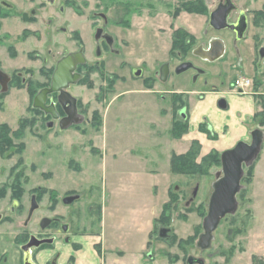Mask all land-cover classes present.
<instances>
[{
    "label": "rangeland",
    "instance_id": "obj_1",
    "mask_svg": "<svg viewBox=\"0 0 264 264\" xmlns=\"http://www.w3.org/2000/svg\"><path fill=\"white\" fill-rule=\"evenodd\" d=\"M217 1L0 0V70L14 77L11 85L0 86V128L2 124L8 126L13 142L12 147L0 153V216L9 220L0 227V251L17 240V230L20 234L40 231L36 221L43 216L52 218L62 214L64 221L71 223L68 236L73 229L98 232L100 201L107 209L103 224L105 244L132 248L146 237L142 232L146 226L144 219L135 216L144 206L150 209L155 202L156 212L162 205L170 204L165 211L168 224L166 228L158 224L157 231L147 236L144 254L150 253L152 261H147L148 257L144 259L143 254L138 263L169 264L175 257L176 264H187L189 258L202 259L205 264H255L254 258L264 259V141L257 159L249 166H242L244 173L235 198V212L220 220L209 246L201 248L196 245L197 236L203 231L202 219L220 168L211 167L201 176L170 177L168 169L162 167L163 162L153 168L155 157L163 152L162 147L155 146L162 142L151 144L137 139L146 133L142 128V113L150 108L149 104H142L144 95L137 87L150 86L152 78L144 81V77L155 76L164 63L168 65V76L162 81L163 85L158 82L156 85L157 90L162 89L160 94L164 97V127L168 129L173 106L170 93L164 90H208L213 85L230 89L233 79L241 74L250 79L259 77L247 88L246 94L254 100V111L242 120L247 129L243 138L250 143V131L254 129L262 131L264 136V125L259 124L264 120V115L259 116L263 113L261 102L264 99V0H234L245 9L250 24L248 41L237 43L230 29L208 27ZM192 8L204 13L189 12ZM187 26L196 35L186 31L195 41L184 57L191 66L177 71L180 61L171 59L169 50L172 35ZM214 33L226 41L227 52L221 61H207L190 52ZM111 38L114 43L108 46L110 51L104 47L102 50L101 42L105 40L108 45ZM77 40L82 43L86 56L87 65L79 69L85 78L71 84L67 91L81 101L83 118H91L92 122L84 120L77 128H38V121L30 123L36 117L32 110L34 93L45 83L60 57L80 48ZM253 43L258 50H251ZM135 71L141 72V76ZM124 89L135 92L112 99L113 92ZM52 94L47 103L55 106L57 93ZM151 117L152 113L148 118ZM152 126L156 125L152 123ZM213 135L216 134L209 132L208 137ZM102 143L106 149H100ZM110 149L117 154L115 162ZM200 149L201 146L199 153ZM100 151H106L105 165L104 159L99 160ZM74 157L79 167L69 162ZM201 158L198 156L197 160ZM251 166V180L247 183L245 179ZM17 173L21 179L15 185L12 181ZM15 188L19 198L13 193ZM35 194L39 199L35 200L33 208ZM62 196L67 197L66 200H78L63 203ZM51 197L58 198L53 210L49 206ZM165 199L167 202L163 204ZM89 210L95 214L90 215ZM91 217L93 222H90ZM27 220L30 222L24 226ZM160 227L167 232L165 240L155 238L164 239L161 229L158 231ZM173 232L176 238L170 244L167 241ZM63 238V234L58 235L57 248L68 253L69 246H64ZM23 241L20 235L18 248ZM181 248L184 249L181 251ZM102 253L103 262L107 264L112 257L106 251ZM137 254L129 253L125 258L133 264Z\"/></svg>",
    "mask_w": 264,
    "mask_h": 264
},
{
    "label": "crops",
    "instance_id": "obj_2",
    "mask_svg": "<svg viewBox=\"0 0 264 264\" xmlns=\"http://www.w3.org/2000/svg\"><path fill=\"white\" fill-rule=\"evenodd\" d=\"M236 5L238 6V8L243 9L240 5L238 4ZM243 10L245 11V9ZM200 17L201 16H198V18ZM192 18L194 21H196L195 17L192 16ZM249 26L250 24L247 19V27L243 37L241 38V40L245 42L248 41L247 32ZM208 27H210V25H208ZM184 30L188 31L190 34H194L192 33L193 32L192 30L190 31V26L185 27ZM193 36L196 37L195 34ZM215 41H219V43H216ZM253 45L251 50L253 48L258 50V47L256 48L255 43H253ZM197 46H201L202 50H207L209 52L208 54L209 56H211L210 58L212 59L207 58V61H221L227 52L225 39L222 36H219V34H215V33L209 35L208 38H206L205 43L196 44V47ZM170 49H171V45H170ZM202 50L200 49V52ZM237 50L240 49L237 48ZM195 54L197 56L199 55V53L197 54V52ZM215 56H218V58L213 60ZM239 76H243V75L237 74L234 79H236ZM148 78H152L150 80L151 81L149 84L150 86L137 87V88H141L138 90V92L144 95L142 104L147 103L150 106L149 109H144L145 107L142 108L144 109V112L142 113L144 115V117L142 118L143 121L142 128L143 131H145L146 133L144 135H140L139 137H137V139L139 141L149 142L151 144L157 143L158 141L162 142V144L155 146L156 148L162 147L163 152L162 155H158L155 157V161L152 162L155 165L153 168L158 167L163 162L162 167L168 169V172L171 173L170 177L172 176L178 177L179 174H174L170 170L171 155L173 153L174 154L186 153L192 141L197 140L200 143L201 146L199 153L200 158L205 156L212 149L213 150L216 149L219 153H222L223 151L234 147L237 142L242 140L245 141L243 136L247 133V129L242 120L243 118H246L250 114L252 115L254 111L253 110L254 100L253 97L250 96L249 94H237L233 89V85L231 86L230 89L224 87L222 89H219L220 87H218V85H213L208 90H196L192 88L166 89L164 91L170 93V102L172 105L173 102L175 101L176 96H179L180 100L183 102V105L180 108H178L174 113H173L174 108L173 107L171 108L172 113H170L171 117H169L168 129H167L166 127L163 126L164 121L162 115L163 114L162 108L164 103V97L160 94V92H162V89L161 90L156 89L157 82L163 85L162 81L164 80L160 79L158 72H155V76H151V77L145 76L143 80L147 81ZM252 78L253 80L259 79V77L257 78L256 76L255 77L253 76ZM153 83H155L154 86ZM129 92L132 93L135 92V90L124 89L118 93L113 92L112 99L114 100L121 95L125 96L127 93L130 94ZM146 95H149V97H146ZM220 99L225 100L226 102L225 108H221L219 106L218 102ZM152 109H154V112H152ZM150 113H152V117L148 118V116H150ZM174 115L176 117H179V119H181L182 121H186L188 124L187 131L184 134H182V136L179 138L174 137L171 134V127H172ZM152 123H154L156 126L153 127ZM200 125L202 126L204 125V128H206L209 132L215 133L218 136V139L208 138L205 132H201L199 130ZM166 129L168 133L164 135L165 132L164 130ZM156 135H158L159 138H157ZM104 147L106 149L107 146H105V144L103 145V143L100 144V149H103ZM110 150H111L110 155L112 154V157L114 159L113 162H115V157L117 154L113 152L112 149ZM106 151L105 152L100 151L102 154L99 160L102 161L104 159V165L108 158L105 157L106 155H104ZM153 154L155 153L153 152ZM69 162H71L72 165L75 163L76 164L75 168L80 166L78 164V160H76L75 157L72 160L70 159ZM151 171L155 172L154 170ZM172 179H170V181H172ZM168 184H166L167 189L169 188ZM76 198H78V196H76ZM71 200L74 202L77 199L74 200L70 199V201H66L65 203H70ZM165 202H167L166 199L165 201H163V204ZM98 204H99L98 207L100 212L99 213L100 220L98 221V230H99L98 232L94 231L90 233L88 232L76 233V235H74V237L71 238L72 242L78 245L76 250L71 247V244L64 243V246L66 247L69 246V248L66 250L68 253H65L64 250L62 251L60 248H57L59 243L53 246L52 249L45 248L39 251L36 255L37 263L45 264L50 257H52L56 252H59L60 253L58 259L59 264L67 263L69 256L73 257L72 264H105L103 262V259L105 261V258L102 252L106 251L108 256L112 257L107 264H132L131 261L128 262L126 260L125 256L133 252L135 254L138 253L136 256V260L133 264H140L138 262H140V259H143L142 255L145 252L144 249L146 247L147 236L152 232L154 227V220L160 216L163 208H161L159 212H156L157 209H154L155 202L154 204H152V207L150 209L149 208L147 209V206H144L143 211L137 213L135 217H140L141 219H144L146 226L142 228V232L146 233V237L142 240V242L137 243V246L135 247L131 248L129 245L128 246L122 245L120 248H116L113 245L109 247L105 244L106 242L103 238V224H104V218L106 217L107 209L105 204H103L101 201ZM89 213L92 216L95 214L94 212H89ZM93 221L94 219L91 217L90 222ZM148 222L150 224V228L147 229ZM87 238H92V240L88 241ZM127 247L131 249H126ZM97 248L101 250L102 253L101 255L103 256H101L96 252ZM21 257H22L21 252L17 246L16 247L5 246V248L3 247L2 250L0 251V263L2 262L1 264H13V263L20 264L22 262ZM41 259H43V261Z\"/></svg>",
    "mask_w": 264,
    "mask_h": 264
},
{
    "label": "water",
    "instance_id": "obj_3",
    "mask_svg": "<svg viewBox=\"0 0 264 264\" xmlns=\"http://www.w3.org/2000/svg\"><path fill=\"white\" fill-rule=\"evenodd\" d=\"M227 6H219L216 10L210 13L209 25L214 30L228 28L238 32V39H241L247 27L246 18L244 15L240 16L238 25L228 23L232 4L230 0H226ZM219 43V41H215ZM198 49L202 50L199 46ZM207 50H202L200 56L210 58ZM215 56L213 60L217 59ZM85 58L82 50L79 52L68 53L62 57L56 64L53 71L50 87L41 89L33 98V107L44 111L52 117H57V112L54 105L46 104L49 94L57 93L58 103L64 107L67 115L60 120V127L67 128L70 124L78 123L79 118L75 117V98L66 90L70 84L77 83L80 74L76 73V67L84 64ZM190 63L182 64L177 71L188 68ZM160 79L165 80L168 76V66L165 64L160 69ZM139 74V73H138ZM140 75V74H139ZM0 81L6 83L8 76L0 70ZM221 108H225L226 102L220 99L218 102ZM251 142L239 141L234 147L223 151L220 154V169L216 173V180L212 184V193L209 198L207 213L202 219V233L198 237V244L201 248L209 246L212 239L213 231L218 226L220 220L225 215H231L235 212L237 207L236 194L240 188V180L243 177V164L251 165L258 157L263 144V133L259 129L250 131ZM35 203L32 207L35 208ZM32 208V209H33ZM47 222H42L41 225L45 227Z\"/></svg>",
    "mask_w": 264,
    "mask_h": 264
},
{
    "label": "flooded vegetation",
    "instance_id": "obj_4",
    "mask_svg": "<svg viewBox=\"0 0 264 264\" xmlns=\"http://www.w3.org/2000/svg\"><path fill=\"white\" fill-rule=\"evenodd\" d=\"M230 2H231V4H232V10H231V12H230V15H229V17H228V23H231V24H235V25H238L239 24V22H240V16L241 15H244L245 16V18H246V23H247V15H246V13H245V11L243 10V9H240V8H238V6L235 4V2L233 1V0H230ZM222 5V7H224V6H227L228 4H227V2H226V0H218L217 1V3H216V7L214 8V10H216L219 6H221ZM232 15H233V18H232ZM232 31V33H233V40H234V42L235 43H237V42H239V41H241V39H238V32H235V31H233V30H231ZM207 33V29H206V32H205V34ZM78 41V44H79V40H77ZM100 42H101V40H100ZM110 44H106V41L104 40V42H101V49L103 50V47L106 49V50H108V51H110L109 50V45H111L112 43H114V40H113V38H111L110 39V42H109ZM171 43H172V40H171ZM207 44H208V42H207ZM79 46H80V48L78 49V50H75V51H70V52H66V54L65 55H67L68 53H72V52H79L80 50H82V52H83V55H84V58H85V63L84 64H81V65H78L77 67H76V73H78V74H80V78H79V80H78V83H80V81H81V79H84L85 78V74L84 73H80L79 72V69H81L83 66H86L87 65V63H86V56H85V54H84V49L82 48V43L80 42V44H79ZM198 47L199 46H197V47H195L193 50L191 49V51L190 52H192V54H193V51H194V54L197 52V54L199 53V55L201 54V52H200V50L198 49ZM201 47V46H200ZM202 48V47H201ZM102 50H100V51H98V53H101V51ZM65 55H63L62 57H64ZM196 55V54H195ZM186 56V54H182V53H180V52H175L174 54L172 53L171 54V59H178L179 61H180V64H179V66H177L176 67V70L182 65V64H185V63H187L188 61H186V60H184V57ZM62 57H60L57 61H56V63H55V65L53 66V68H52V72L50 73V76H47V78H46V81H45V83L43 84V85H41L40 86V89L36 92V94L41 90V89H43V88H49L50 87V82H51V77H52V74H53V71H54V69H55V66H56V64H57V62L62 58ZM46 60V59H45ZM204 60H207V59H204ZM163 65H165V63L163 64ZM163 65H161L160 66V69H161V67L163 66ZM167 65V64H166ZM168 66V65H167ZM191 66V63H190V65H189V67ZM160 69H158L156 72H158V75H159V77H160V75H161V73H160ZM5 73V72H4ZM135 73H139L140 75H141V72H139V71H135ZM6 74V73H5ZM7 75V74H6ZM8 76V75H7ZM13 80H14V77H8V81L5 83H2L1 81H0V86H6L7 84H10L11 85V83L13 82ZM253 80V79H252ZM253 83H254V80H253ZM71 86V84L68 86V87H70ZM67 90V89H66ZM35 94V95H36ZM34 95V96H35ZM49 95H51V94H49ZM48 95V98L50 97ZM52 95H54L55 96V94H52ZM34 98V97H33ZM47 98V99H48ZM56 100H57V98H56ZM32 103H33V99H32ZM46 104L48 105V103L46 102ZM80 104H81V101H79V99H76L75 98V103H74V105H75V117L77 116V118H79V122L78 123H71L70 124V126H68V127H74V128H77V127H79L83 122H84V120L86 121V122H88V121H90V123L92 122L91 120V118L90 119H87V118H83V116H82V109H80ZM32 107H33V105H32ZM55 110H56V112H57V117L56 118H54V117H52V115H50V114H47V113H45L44 111H42V110H40V109H38V108H34L33 107V109H35V110H38V112L39 113H35L34 115H33V117H35L34 119L32 118L31 120H30V123H32V124H35V122H37L38 121V123H39V126H38V128H42V129H44V128H46V129H51V128H53V127H59V128H61L60 127V120L63 118V117H65L66 115H67V113H66V110H64V107H62L59 103H58V101L55 103ZM33 126V125H32ZM67 127V128H68ZM67 128H65V129H67ZM62 129V128H61ZM20 175H18V173H17V175H15V177H14V180L12 181V184H15V185H17L18 183H20L19 182V180L21 179V178H18ZM22 183V182H21ZM20 187H22V186H20ZM16 190L13 192L14 193V195H16V197L17 198H19L18 197V189L17 188H15ZM38 187H37V189H36V192L38 191ZM66 198L67 197H65V196H62V198H61V201L64 203V202H66V201H70V200H66ZM36 199H39V197H38V195H34L33 197H32V203H35V200ZM52 199V203L49 205L50 206V208H52V206H57L58 204V198L57 197H51L50 198V200ZM78 200V199H77ZM57 201V202H56ZM18 204V203H17ZM36 205V204H35ZM55 206V207H56ZM89 209H90V206H89ZM52 210H53V208H52ZM89 212H90V210H89ZM76 218H78L79 216H75ZM7 221H9L8 219H4L3 220V218H1V216H0V227L2 226V224H6L5 222H7ZM47 222V224H46V226L45 227H43L42 225H41V223L42 222ZM11 222V224H12V221H10ZM29 222H30V220H27V221H25L24 222V226H27L28 224H29ZM36 222H38V227L40 228V231H38V232H36L35 233V231H32V232H27V231H23V232H21V234H20V232H18V230H17V232H15V238L17 239V240H15V242H11V246H14V247H18V244H17V241H18V238H20V235H21V237H22V239H24V241H23V243L21 244V246L22 247H20L19 248V250H20V252H21V263L20 264H38L37 263V261H36V255H37V253L39 252V251H41V250H43V249H52V247L53 246H55L57 243H59L58 242V235H64V240H63V243H69V244H71V247L72 248H75V246H76V244H74V242H72V237H74V235H76V233H78L80 230H78V229H73V231H72V233H71V235L70 236H68V234H67V232L68 231H70V229H71V223L70 222H67V221H64V219H63V215L61 214V215H55V216H53L52 218H48V217H45V216H43V217H40ZM76 225H78V223L76 224ZM164 228H166V227H164ZM44 230V229H46L47 230V232L46 233H44V231H42V230ZM161 229V230H160ZM161 231V232H163V233H160V234H162L163 236H164V239L161 237V236H156L155 238L158 240V239H161V240H165V236L167 235V232L166 231H164L165 229H162V227H160L159 229H158V231ZM41 234H43L42 236H41ZM194 234V233H193ZM171 236H170V238L168 239V241L167 242H170V244L172 243V241L174 240V238H176V235L174 234V232L173 233H171L170 234ZM199 235H200V233L198 234V236H197V239H198V237H199ZM190 238H192V236H190ZM193 240V239H192ZM191 240V241H192ZM189 242V241H188ZM173 245V244H172ZM196 245H198V246H200L198 243L196 244ZM192 246H194V245H192ZM24 247H27V248H25L24 250H22ZM77 248H75V250H76ZM178 249V248H177ZM184 248H181L180 250L182 251ZM96 252L98 253V254H102L101 253V250L99 249V248H97L96 249ZM184 254V253H183ZM186 254V253H185ZM59 256H60V253L59 252H56L52 257H50L47 261H46V263L45 264H59V262H58V259H59ZM101 256H103V255H101ZM144 259H148L149 258V260H147V261H152V258L150 257V253H145L144 254ZM148 257V258H147ZM72 261H73V257L72 256H69L68 257V261H67V263H65V264H72ZM2 263V262H1ZM0 263V264H1ZM177 263V258L175 257V258H172L171 259V262H169V264H176ZM205 264V262L202 260V259H198L197 261H194V259H192V258H189L188 259V261H187V264Z\"/></svg>",
    "mask_w": 264,
    "mask_h": 264
},
{
    "label": "trees",
    "instance_id": "obj_5",
    "mask_svg": "<svg viewBox=\"0 0 264 264\" xmlns=\"http://www.w3.org/2000/svg\"><path fill=\"white\" fill-rule=\"evenodd\" d=\"M189 12L195 13V12H202L200 10L195 9H188ZM261 12V11H260ZM260 14V13H259ZM182 35V36H180ZM182 37V38H181ZM194 37L192 35H189L186 30H175L174 34L172 35V43H171V49L170 53L174 52H180L182 54H187V50H189L194 45ZM52 70L49 72V76ZM31 93V92H30ZM36 94V93H34ZM4 95V94H2ZM34 97V96H33ZM177 99L173 102V113L180 108L183 105V102L180 100L179 96H176ZM261 107L263 113H260L259 116L263 117L264 115V99L261 102ZM178 105V106H176ZM35 111L34 113H39L38 110L32 109ZM257 117V115H256ZM25 121V120H24ZM24 121L22 124H24ZM27 125V123H25ZM259 124L264 125V120L259 121ZM2 127L0 128V153L3 154L8 148L12 147V138L9 136V128L6 124H2ZM24 125H21V128H23ZM188 124L186 121H182L175 115L173 116V123L171 127V134L174 137H181L182 134H184L187 131ZM199 130L201 132H205L208 136L209 131L204 128L202 125L199 126ZM210 139H216V135L208 137ZM199 147L200 143L197 140L192 141L188 151L184 154H172L170 158V170L174 174H180L185 176H201L207 174V170L211 167H218L220 168V153L216 150H212L209 152L206 156L202 157L200 161L197 160V157L199 156ZM21 150V149H19ZM253 169V166L249 167V171L247 173L246 182L249 183L251 180V170ZM170 204H165L163 206V211L161 212L160 216L154 220V227L150 235H153L155 231H157L158 224L159 226L163 224V226L167 225L168 221V215H165V211L168 209ZM165 209V210H164ZM204 216V215H203ZM165 222V223H164ZM166 227V226H165ZM255 264H264V259L258 260L257 258H254Z\"/></svg>",
    "mask_w": 264,
    "mask_h": 264
},
{
    "label": "built area",
    "instance_id": "obj_6",
    "mask_svg": "<svg viewBox=\"0 0 264 264\" xmlns=\"http://www.w3.org/2000/svg\"><path fill=\"white\" fill-rule=\"evenodd\" d=\"M264 65V60L262 61ZM253 80L249 77L239 76L233 81V87L238 94H246L247 88L251 87Z\"/></svg>",
    "mask_w": 264,
    "mask_h": 264
},
{
    "label": "bare ground",
    "instance_id": "obj_7",
    "mask_svg": "<svg viewBox=\"0 0 264 264\" xmlns=\"http://www.w3.org/2000/svg\"><path fill=\"white\" fill-rule=\"evenodd\" d=\"M199 56V55H198ZM200 57V56H199ZM202 58V57H201ZM202 59H204V58H202ZM205 59H207V58H205ZM252 84H254V83H252ZM252 86V85H251ZM233 89H234V87H233ZM234 91H235V89H234ZM236 92V91H235ZM237 93V92H236ZM238 94V93H237ZM252 131V130H251ZM221 154V153H220ZM211 195V194H210Z\"/></svg>",
    "mask_w": 264,
    "mask_h": 264
}]
</instances>
